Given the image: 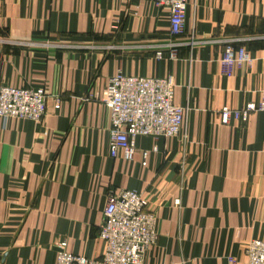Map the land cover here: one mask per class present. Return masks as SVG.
Returning <instances> with one entry per match:
<instances>
[{
	"label": "crops",
	"instance_id": "0c3cea01",
	"mask_svg": "<svg viewBox=\"0 0 264 264\" xmlns=\"http://www.w3.org/2000/svg\"><path fill=\"white\" fill-rule=\"evenodd\" d=\"M170 29L147 1L0 0L4 82L48 94L40 122L0 119V264H56L61 241L101 259L103 213L120 190L158 218L146 264H244L264 241V112L221 119L264 100V0H188L183 35ZM227 43L252 58L229 76ZM119 71L172 77L188 108L182 134L139 137L131 162L111 157L99 99Z\"/></svg>",
	"mask_w": 264,
	"mask_h": 264
},
{
	"label": "built area",
	"instance_id": "2783aa9c",
	"mask_svg": "<svg viewBox=\"0 0 264 264\" xmlns=\"http://www.w3.org/2000/svg\"><path fill=\"white\" fill-rule=\"evenodd\" d=\"M147 1L169 12L173 37L183 35L188 0ZM161 56V52L158 53ZM175 55H171L174 58ZM0 49V119L31 120L40 122L47 112L48 94L44 88H17L4 82ZM252 58L244 46L236 48L227 43L222 58V71L231 75L236 67L251 65ZM176 82L172 77L145 78L130 76L119 71L109 79L100 101L109 109L110 155L116 159L133 161L139 137L173 138L182 134L188 108L174 103ZM59 106V105H58ZM257 112H264V100L250 103L241 109L224 108L221 119L246 121ZM186 137V135H185ZM144 154L143 166L147 165ZM179 203V200L176 202ZM104 223L99 238L105 244L101 259H88L67 250L66 241L57 245L56 264H146L147 252L157 245L158 218L147 209L142 194L133 190H120L110 194L104 210ZM244 264H264V241L253 240L246 249ZM229 264H238L231 258Z\"/></svg>",
	"mask_w": 264,
	"mask_h": 264
}]
</instances>
